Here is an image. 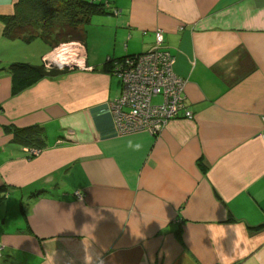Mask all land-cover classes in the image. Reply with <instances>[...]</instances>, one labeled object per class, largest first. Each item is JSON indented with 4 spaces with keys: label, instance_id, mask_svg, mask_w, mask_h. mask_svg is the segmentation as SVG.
Returning a JSON list of instances; mask_svg holds the SVG:
<instances>
[{
    "label": "crops",
    "instance_id": "crops-1",
    "mask_svg": "<svg viewBox=\"0 0 264 264\" xmlns=\"http://www.w3.org/2000/svg\"><path fill=\"white\" fill-rule=\"evenodd\" d=\"M90 1L112 13L86 21L60 71L47 57L62 43L4 36L17 0H0V187L14 206L0 264H264V0ZM158 30L194 117L120 135L122 82L103 64L151 50ZM15 63L52 70L17 88Z\"/></svg>",
    "mask_w": 264,
    "mask_h": 264
},
{
    "label": "built area",
    "instance_id": "built-area-1",
    "mask_svg": "<svg viewBox=\"0 0 264 264\" xmlns=\"http://www.w3.org/2000/svg\"><path fill=\"white\" fill-rule=\"evenodd\" d=\"M118 13V11H115ZM175 58L164 42L162 31L155 33V45L134 58H126L117 68L122 86L120 94L111 102V110L120 135L145 131L158 135L173 119H192L194 114L186 107V81L174 73ZM162 101L154 103L155 97ZM29 157L40 149L28 148ZM78 200L85 195L75 192ZM1 249V248H0Z\"/></svg>",
    "mask_w": 264,
    "mask_h": 264
},
{
    "label": "trees",
    "instance_id": "trees-1",
    "mask_svg": "<svg viewBox=\"0 0 264 264\" xmlns=\"http://www.w3.org/2000/svg\"><path fill=\"white\" fill-rule=\"evenodd\" d=\"M110 3H95L90 0H17L14 13L5 19L4 36L7 39H33L40 36L52 45L67 42H83L86 38L84 25L96 14L112 13ZM117 10L113 11L114 12ZM140 54L127 55L120 58H109L103 70L117 73L126 58H134ZM13 78L19 80L21 88L32 84L46 71L44 66H32L26 63H15L9 68ZM16 88V89H17ZM17 140L30 144V148H42L39 132L23 130L17 133ZM7 195V188L0 187V201Z\"/></svg>",
    "mask_w": 264,
    "mask_h": 264
},
{
    "label": "clouds",
    "instance_id": "clouds-1",
    "mask_svg": "<svg viewBox=\"0 0 264 264\" xmlns=\"http://www.w3.org/2000/svg\"><path fill=\"white\" fill-rule=\"evenodd\" d=\"M79 51H83L82 46H79L76 44V42H67L62 43L57 48L53 50L52 53H50V56L47 58H50L53 61H56L59 65L60 71H63V65L64 63L72 61L78 54ZM86 56H81L80 59L77 61L78 65L83 68L85 65ZM46 70L51 71V65L46 64L45 65ZM130 147L133 145L129 144ZM136 149H139L141 145L136 144L134 146Z\"/></svg>",
    "mask_w": 264,
    "mask_h": 264
},
{
    "label": "rangeland",
    "instance_id": "rangeland-1",
    "mask_svg": "<svg viewBox=\"0 0 264 264\" xmlns=\"http://www.w3.org/2000/svg\"><path fill=\"white\" fill-rule=\"evenodd\" d=\"M10 41V40H9ZM33 49V47H29V49H27L26 51H22V53L26 54V53H30V51ZM10 50H14V47H10ZM160 102V98H155L154 99V103H159ZM9 197V196H7ZM13 205L11 202L7 201V198H3L0 201V214H14L13 211Z\"/></svg>",
    "mask_w": 264,
    "mask_h": 264
}]
</instances>
